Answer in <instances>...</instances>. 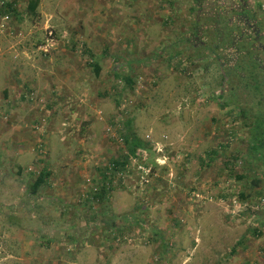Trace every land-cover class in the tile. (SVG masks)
I'll use <instances>...</instances> for the list:
<instances>
[{"label": "rangeland", "instance_id": "obj_1", "mask_svg": "<svg viewBox=\"0 0 264 264\" xmlns=\"http://www.w3.org/2000/svg\"><path fill=\"white\" fill-rule=\"evenodd\" d=\"M30 1L0 0V150L23 133L64 201L60 230L0 215V264H264V0Z\"/></svg>", "mask_w": 264, "mask_h": 264}, {"label": "crops", "instance_id": "obj_2", "mask_svg": "<svg viewBox=\"0 0 264 264\" xmlns=\"http://www.w3.org/2000/svg\"><path fill=\"white\" fill-rule=\"evenodd\" d=\"M69 57H70V55L68 56V58ZM58 64L59 63L57 61H55V65H58ZM62 65L65 67L64 72L59 70V68H60L59 66H56L55 68L49 67L46 69V75H50L51 73L56 72V73L61 74V76H62V74L67 72L68 75H71V80L73 81V83L70 80H68L69 82L68 83L65 82V84L69 85V87L65 88L64 84H62L63 89L64 90H72V89H74V87L76 85L75 89L79 90L78 88H81V86L84 84V83H82L83 77L81 75L82 73H84V71L80 68H78V69L72 68V67L68 68L66 66L67 64L65 65V62ZM80 70H81V72H80ZM76 75H79V76L76 77ZM18 80L19 79H16V81H18ZM49 80H50V82H47V83L46 82H39V84H36L32 87V89L34 88L35 92H39V94H41L42 96L45 95V97L43 96V98L45 100H49V95L53 91V85L55 82L54 79H49ZM58 86H61V85H58ZM12 90H15L16 93L20 94L19 97L21 100H23L22 94L25 92V90H24V87L22 85L15 84L14 86L13 85L7 86V91L10 92ZM13 96L16 97V94H13ZM9 101H13L12 92H10L9 99L3 100V102H5V105H7L6 108L8 107V109H9ZM10 104H11V109H14V110L10 111V114H9V116L12 119H17L20 122L28 121L31 123V121H33L32 118L35 115H37L35 110L28 107L29 108L28 110L34 111V113L31 117L29 115L26 116L24 114V112L22 111V110L26 109V106L23 105L22 110H21L13 102H11ZM41 106L42 105H40V107ZM6 108H5V110H6ZM6 111H8V110H6ZM39 122H41L40 123V126H41L42 123H45V120L43 119V120H40ZM9 145H10V147L5 146L0 150V215H1V217H7L8 216L11 218L12 216H16V215L18 217H19V215H22V217H23V215H25V212L22 208L23 207L22 205L25 203L24 201L27 200L28 203H30L31 205L32 204L34 205L33 206L34 209L31 208L32 213L29 214V216L27 214L26 220H28V221L32 220V222H38V226L36 227V229L27 230V233L33 234L34 232H36V233L41 232L39 224L43 229H45L44 230L45 232H49L52 229H59L60 230V227L56 226V225H58V221L54 217L55 215L48 216V214H46V213L42 214V211L40 210V205H43L44 208H47V207L52 208L48 205L49 202H51L52 204L55 203L54 205H57L58 203H61L62 201H64L63 196L60 195L57 197V199H55V197H56V195H55L54 198H51L49 194H46L48 189L43 192L42 187L40 189H38V192L36 195H32L31 187L33 186V184L28 183V182L30 181V179L33 176L27 175L26 174L27 169L24 168L25 165L21 164V162H19V159L21 156H22V158H24L26 160L29 158L28 155L32 154V152H26V150H25L26 146H25V139H24L23 133L17 132L13 137H11V141H10ZM26 167L31 168V166H26ZM50 169L52 170V168H48V170H50ZM48 181H50V179ZM46 185L50 186V183H46ZM38 193H40V194H38ZM48 208H47V211H50L51 209H48ZM35 210H37V211H35ZM14 212H16V214H14ZM46 218H48V219L43 220ZM17 227H18L17 224L16 225H6V230L9 229V232H10L12 229L13 231L17 232V233H15V235H17V239H23L22 235L24 232H21L22 231L21 227H18V228ZM18 231H20V232H18ZM26 245H28V244H26ZM28 246L31 247L30 245H28Z\"/></svg>", "mask_w": 264, "mask_h": 264}, {"label": "trees", "instance_id": "obj_3", "mask_svg": "<svg viewBox=\"0 0 264 264\" xmlns=\"http://www.w3.org/2000/svg\"><path fill=\"white\" fill-rule=\"evenodd\" d=\"M38 3H39V0H31L29 2V6H28V12L31 13V14L35 13V11H36V9L38 7ZM94 71H95L96 76H99V71H100L99 67L96 66L94 68ZM255 130H257V129H255ZM253 137H255L254 141H256V138L259 137L258 132L257 133L254 132ZM124 140H125V144L128 146V150H129V153L131 154V156L135 155V151H136L137 147H141L142 148V146L139 143V141H137V139L134 136H130L129 133H128L127 136H124ZM258 144L261 145V141H260V143L258 142L257 144H254L253 148H257ZM252 151H254V150L252 149ZM118 164L119 163L114 162L113 165H112V168L119 166ZM46 175L47 174H40L39 177L34 181V184L31 187L32 195H36L37 192H38V189H40L45 184ZM103 177H104V175H103ZM101 193L102 194L99 196L100 199H102V197L105 196L104 187H103Z\"/></svg>", "mask_w": 264, "mask_h": 264}, {"label": "built area", "instance_id": "obj_4", "mask_svg": "<svg viewBox=\"0 0 264 264\" xmlns=\"http://www.w3.org/2000/svg\"><path fill=\"white\" fill-rule=\"evenodd\" d=\"M4 20H5V19H4ZM2 27H3V26L0 25V30L2 29ZM50 36H51V34H50Z\"/></svg>", "mask_w": 264, "mask_h": 264}, {"label": "flooded vegetation", "instance_id": "obj_5", "mask_svg": "<svg viewBox=\"0 0 264 264\" xmlns=\"http://www.w3.org/2000/svg\"><path fill=\"white\" fill-rule=\"evenodd\" d=\"M193 30L195 31V28Z\"/></svg>", "mask_w": 264, "mask_h": 264}]
</instances>
